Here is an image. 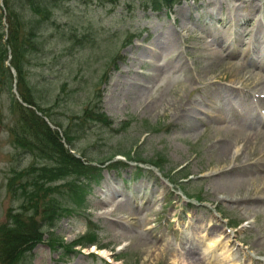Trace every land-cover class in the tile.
I'll return each mask as SVG.
<instances>
[{"label":"rangeland","instance_id":"1","mask_svg":"<svg viewBox=\"0 0 264 264\" xmlns=\"http://www.w3.org/2000/svg\"><path fill=\"white\" fill-rule=\"evenodd\" d=\"M144 3L64 2L43 25L38 49L22 46L20 72L5 57L4 65L11 72L9 62L16 71L17 89L28 91L32 104L20 92L19 97L29 110L46 115L66 146V137L71 139L76 154L104 160L95 164L104 179L87 209L71 206L72 215L54 231L44 227L41 241L20 251L15 264H183L181 259L206 264L223 256L215 246L205 250L215 237L230 248L226 261L231 264H264V144L262 137L254 139L264 133V102L255 110L251 95L237 92L264 94V35L256 36L263 41L259 52L249 34L256 19L264 28V0H178L171 12L144 9ZM248 6L250 15L239 19L236 13ZM18 11V23H33L32 15ZM0 12L6 16L5 40L10 18L4 0ZM245 30L249 35H238ZM209 34L233 44L216 46ZM227 95H235L239 104ZM12 96L1 82L0 223L19 207H26L25 216L41 215L32 199L38 190L28 176L22 185L14 181L16 168L39 166L42 160L15 143V106L21 102ZM99 109L111 128L99 127L101 117L94 114ZM125 150H134L132 156L139 154L146 163L130 162L126 172L109 170L113 162L126 161L120 153L108 156ZM138 165L158 178L138 175ZM34 173L29 179L35 180ZM73 179L50 180L45 196L64 193V184ZM90 225L99 227L94 241L107 254L96 250L93 257L94 247L83 246L94 238ZM179 251L182 256L172 263Z\"/></svg>","mask_w":264,"mask_h":264},{"label":"trees","instance_id":"2","mask_svg":"<svg viewBox=\"0 0 264 264\" xmlns=\"http://www.w3.org/2000/svg\"><path fill=\"white\" fill-rule=\"evenodd\" d=\"M74 0H4L5 8L9 10L10 22L9 35L3 40L4 25L2 24L3 15L0 12V83L3 82L7 93L10 94L11 74L8 68L4 65L5 57L8 48L11 50L12 55L10 63L18 72L21 70V48L27 45L29 50H36L42 43L41 31L45 22L52 17L53 11L64 2ZM85 1V0H75ZM152 7L155 5L169 6L175 0H150ZM25 11L26 15H32L34 18L33 23L25 27L20 19V12L18 9ZM8 45V47H7ZM18 54L20 61L18 59ZM20 93L24 102L32 104L28 96V91L20 88ZM11 98V96H10ZM13 99V98H11ZM13 105V104H12ZM18 109L19 118L15 130V143L23 147L29 153H34L38 159L42 160L39 166L31 165L24 170H14V174L18 177L14 180L19 185L26 179L33 187L38 190L37 197H33L40 204V214H29L25 216L26 207H19L17 211L8 213V219L0 224V255L2 264H15L20 251L29 249L33 243L41 241L43 236V228H54L60 218L71 213L68 211L71 206L81 207L87 205V193L92 189V185L99 183L102 174L101 169L93 163L102 164L103 160L100 158L90 159L89 155H82L83 160L77 158L72 154L61 140L62 137L56 130L50 127L35 113H32L28 108L23 107L20 103L16 104ZM87 114V112L85 113ZM95 115H99V124L102 129H108L112 122L104 114L96 111ZM93 113L88 115L85 119L87 122L93 119ZM93 122V121H90ZM20 127V130L17 128ZM67 136V134L65 133ZM18 137V138H17ZM67 143L70 148L77 151V148L72 144L71 139L66 137ZM131 151H124V155L128 159L143 160L139 154L132 157ZM110 154L108 157H112ZM109 158V159H110ZM118 165L127 167V164L121 161L112 163L109 167H117ZM34 173V179H29V173ZM74 177L73 182H66L64 184L65 192L62 194L57 193L53 198H47L45 195L51 192V186H45L50 180H55L59 176ZM78 177V178H77ZM77 178V179H76ZM14 181H10L14 183ZM37 181V182H36ZM24 184V183H23ZM11 185V184H10ZM25 187V185H23ZM14 189V186L11 185ZM13 193V192H12ZM79 209V208H76ZM36 217H40L39 225L34 226ZM21 231H23L21 233ZM95 233V232H94ZM95 236H97L95 234ZM94 236V238H95ZM94 238L92 240H94ZM16 243L12 245L11 243ZM27 252V251H26ZM25 252V253H26ZM24 253V254H25Z\"/></svg>","mask_w":264,"mask_h":264},{"label":"bare ground","instance_id":"3","mask_svg":"<svg viewBox=\"0 0 264 264\" xmlns=\"http://www.w3.org/2000/svg\"><path fill=\"white\" fill-rule=\"evenodd\" d=\"M250 10H251V6H248V7H246V9H243L244 13L243 12H237L236 16L239 19H245L248 15H250L249 14L251 12ZM260 22H262L261 18L255 20V24L257 25V27H258V24H261ZM259 32L261 34H264V30H261ZM171 34H172L171 31L168 30L167 31V36L169 37V36H171ZM167 39H169V38H167ZM261 42L262 41H259L258 39L254 40V42H253V48H255L256 50H259V52L261 51V44H262ZM212 43H214L216 45L218 44L221 47H223V46L227 47L228 44H233V42L228 40L227 38H225V37L219 38L217 36H213L212 37ZM233 88H234V86L233 87H228L227 91L228 92H233V91H231V89H233ZM260 135L261 134H259V133L255 134L254 139L257 138ZM246 139L249 140V139H251V137L248 136V137H246ZM262 139H264L263 135H262ZM261 143H262L261 144V146H262L264 144V142L261 141ZM225 189H227V190H225ZM225 189H223V191L227 193L229 189L228 188H225ZM216 242H217L216 239H213V238L208 239L207 240V245L205 246V250H207L209 248H212ZM218 249L220 250V254H222L223 256L220 259L216 258V259L212 260V264H231V262L226 261L228 259V257H229V255H227L226 253L228 252V250H230V248L227 245H225V243L224 244L223 243H219L218 244ZM100 252L101 253H106V254L108 253L107 250H100ZM178 256L179 255H177V253H173L172 254V256H171L172 263H175V261H177Z\"/></svg>","mask_w":264,"mask_h":264}]
</instances>
